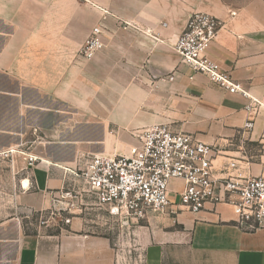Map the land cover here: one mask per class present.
Segmentation results:
<instances>
[{
    "label": "crops",
    "instance_id": "1",
    "mask_svg": "<svg viewBox=\"0 0 264 264\" xmlns=\"http://www.w3.org/2000/svg\"><path fill=\"white\" fill-rule=\"evenodd\" d=\"M263 4L0 0V151H13L0 157V264L122 263L113 239L82 219L53 232L31 215L74 194L93 155L128 154L146 128L214 145L219 176L231 161L236 175L264 176V108L245 130L250 99L195 72L175 47L193 12L219 17L208 55L264 104ZM96 26L104 46L84 58ZM175 198L147 216L143 264H264V227L241 228L229 204L191 212Z\"/></svg>",
    "mask_w": 264,
    "mask_h": 264
},
{
    "label": "built area",
    "instance_id": "2",
    "mask_svg": "<svg viewBox=\"0 0 264 264\" xmlns=\"http://www.w3.org/2000/svg\"><path fill=\"white\" fill-rule=\"evenodd\" d=\"M222 26V20L210 12H193L176 42V51L195 72L205 74L231 93H241L250 99L245 106L249 118L243 128L252 130L255 116L264 104L208 55ZM103 46V31L96 26L80 54L91 58ZM140 138L141 144L132 147L128 154L93 155L88 161L81 176L100 202L140 219L150 212H166L175 203L174 195L178 205L191 212H200L208 204L225 203L234 208L241 228L264 227V176L234 174L235 161L229 162L219 176L213 163L218 150L189 132L157 125L142 130ZM12 152L0 151V157L11 156ZM35 161L36 158H29L30 164ZM175 180H182L183 187L172 191ZM39 222L44 225L47 220L41 217Z\"/></svg>",
    "mask_w": 264,
    "mask_h": 264
},
{
    "label": "rangeland",
    "instance_id": "3",
    "mask_svg": "<svg viewBox=\"0 0 264 264\" xmlns=\"http://www.w3.org/2000/svg\"><path fill=\"white\" fill-rule=\"evenodd\" d=\"M194 4H211L214 0H187ZM231 8H241L264 0H217ZM264 5V4H263ZM91 34V33H90ZM58 206L51 211L33 213L31 218L39 224L41 217L47 220L43 226L49 231H59L67 228L72 219H82L83 230L107 235L113 239L114 247L121 257L120 264H143V253L148 241L145 230L146 218L136 219L122 210L112 209L111 206L100 202L96 194L84 179L80 188L72 195L62 193L58 199ZM157 213L150 212L149 214Z\"/></svg>",
    "mask_w": 264,
    "mask_h": 264
}]
</instances>
